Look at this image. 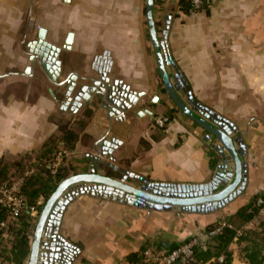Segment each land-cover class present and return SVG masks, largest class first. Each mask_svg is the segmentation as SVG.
Returning a JSON list of instances; mask_svg holds the SVG:
<instances>
[{"label":"crops","instance_id":"0c3cea01","mask_svg":"<svg viewBox=\"0 0 264 264\" xmlns=\"http://www.w3.org/2000/svg\"><path fill=\"white\" fill-rule=\"evenodd\" d=\"M146 1L0 0V159L38 153L51 136L58 135L62 119L78 121L89 108L93 115L83 133L90 139L78 141L66 155L70 176L88 173L97 158L104 173L113 172L105 167L110 164L155 184L211 181L218 158L208 142L217 143L165 106ZM179 1L155 0L153 6L158 38L171 63L166 70L173 83L179 72L193 100L213 112L237 138L244 150L242 191L206 214L196 208L146 210L79 194L49 219L44 240L53 252L43 250L41 261L50 256L58 258L55 264H129L127 258L145 246L153 250L157 243L192 240L241 207L262 204L264 0H211L208 14L189 15L180 11ZM41 31L42 41L59 50L57 70H46L38 55ZM100 73L108 80L105 86L117 85L109 94L119 107L96 95L85 105L78 103L77 95L74 98L82 80H99ZM178 94L187 101L182 92ZM158 116L170 117L163 129L151 128ZM72 128L76 130L75 123ZM231 178L227 172L223 183ZM127 183L136 184L130 179ZM38 215L31 214L34 226ZM255 221L248 227L253 228ZM239 248L236 240L229 247L232 264H247ZM59 251L64 253L60 258Z\"/></svg>","mask_w":264,"mask_h":264},{"label":"water","instance_id":"95a60500","mask_svg":"<svg viewBox=\"0 0 264 264\" xmlns=\"http://www.w3.org/2000/svg\"><path fill=\"white\" fill-rule=\"evenodd\" d=\"M155 0H147L145 6L146 23L149 32V39L153 48L154 57L159 72L162 90L166 94L165 106L170 110H176L200 129L207 133V139H213L217 145L208 146L218 158V167L210 182L201 185L185 184H155L144 178L135 176L125 170L106 164L113 172L119 174V177H111L104 173L101 163L97 158L94 159L90 171L85 174H75L61 181L53 193L45 201L39 215L31 237V246L27 264H55L58 258L48 257L46 261L40 260L43 250H53L47 247L45 242V227L55 211L60 210L79 194H90L94 196L108 197L112 200L124 203L129 206H138L146 210L153 211H174L184 212L191 208H196L197 212L202 214L210 213L216 209L222 208L231 202L243 189L244 183V150L236 137L231 136L230 129L223 127L224 122L219 119L213 112L204 108L193 100L189 88L182 78L181 74L176 71L171 81L166 66L171 64L163 43L159 41L156 22L153 16V6ZM169 17L166 18L165 31L161 34L166 36L168 29ZM38 46L42 49L39 51L41 62L46 63L45 69L51 68L57 70L59 62L56 60L59 50L51 45L44 43L43 32H40ZM67 49V48H66ZM101 78L95 81L82 80V85L75 94L78 96V103L85 105L91 96L96 95L114 106L119 107L113 97L109 94L113 87L105 86L108 80L100 73ZM71 81H74L71 79ZM70 83L67 82V85ZM60 91L66 92L62 86ZM182 92L187 101L184 102L179 96ZM122 96L121 94H119ZM130 100L129 96L125 99ZM135 105V101L131 106ZM122 109V108H121ZM152 116V112H146ZM208 141V140H207ZM102 153L101 155H104ZM227 158L231 161L229 166ZM229 172L232 174L231 180L223 183L224 175ZM127 179L134 180L135 185L127 183ZM219 187H222L220 190ZM67 193V194H66ZM60 252V251H59ZM64 253L60 252L59 258ZM62 262V261H61ZM61 264H66L62 262Z\"/></svg>","mask_w":264,"mask_h":264},{"label":"trees","instance_id":"16d2710c","mask_svg":"<svg viewBox=\"0 0 264 264\" xmlns=\"http://www.w3.org/2000/svg\"><path fill=\"white\" fill-rule=\"evenodd\" d=\"M178 6L185 15L192 12L208 14V6L203 4L195 8L192 0H180ZM92 115L93 111L85 108L81 114L82 118L78 121L62 119L58 125V135L51 136L38 153L25 154L16 160L0 159V189L18 182L16 191L12 195L22 201L17 216L12 218L10 208L5 202H1L0 193V264H25L34 230L31 209H35L39 214L57 185L72 173L66 156L62 158L54 173L51 172L50 167L59 150L65 151L68 155L74 150L78 141L86 143L90 139L83 131ZM168 119L170 120V117ZM72 123H77L76 130L72 128ZM31 160L32 165L26 164ZM212 165L214 166L215 162ZM106 174L119 177V174L111 170H108ZM263 208L264 200L260 205L258 202L250 203L241 207L236 214L225 216L222 224L205 229L204 237L201 239L202 246L192 248L196 261L202 264H232V252L229 247L236 240V243L240 245L239 252L247 264H264V239L258 241L256 238L258 235L264 237V215H260ZM254 220L256 221L253 228H249L248 226ZM221 225L217 234L208 237V233ZM189 241L190 239L168 246L157 243L151 249L170 253ZM147 248L148 246H145L139 253L129 256L128 263L152 264L144 255ZM220 257H222L221 262L218 260Z\"/></svg>","mask_w":264,"mask_h":264},{"label":"built area","instance_id":"2783aa9c","mask_svg":"<svg viewBox=\"0 0 264 264\" xmlns=\"http://www.w3.org/2000/svg\"><path fill=\"white\" fill-rule=\"evenodd\" d=\"M211 0H192V5L195 8H198L200 5L209 6ZM169 123L167 116H158L155 117L151 123V128L153 129H163ZM67 153L63 150H59L57 153L50 169L54 173L57 167L60 165L62 158L65 157ZM18 182L13 183L10 187H3L0 189L2 195L1 202H5L11 210V217L14 218L17 216L20 207L22 206V201L19 198L14 197L12 194L16 191ZM31 214H36L35 209H31ZM222 225L215 228L213 231L208 233V237L217 234ZM204 237L203 234L198 237L193 238L187 244L182 245L181 247L171 251L170 253L164 251H154L146 250L144 255L148 262L152 264H202L201 262L196 261L192 248L194 246H202L201 239ZM222 261V257L218 259Z\"/></svg>","mask_w":264,"mask_h":264},{"label":"rangeland","instance_id":"374dc122","mask_svg":"<svg viewBox=\"0 0 264 264\" xmlns=\"http://www.w3.org/2000/svg\"><path fill=\"white\" fill-rule=\"evenodd\" d=\"M77 127H78V126H77V123H76V129H77ZM31 158L33 159L34 156L32 155ZM26 164H31V165H32V160L30 161V163H29V162H26ZM14 180L16 181L17 179L15 178ZM14 183H15V182H14ZM256 238H258V241L264 239V237H263L262 235H258V236H256ZM241 257H242V255H241ZM0 263H1V259H0Z\"/></svg>","mask_w":264,"mask_h":264}]
</instances>
